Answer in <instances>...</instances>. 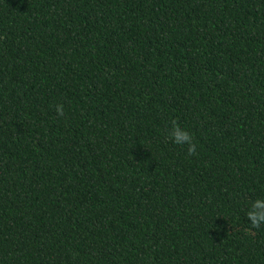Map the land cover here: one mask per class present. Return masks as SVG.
Returning a JSON list of instances; mask_svg holds the SVG:
<instances>
[{"label":"trees","instance_id":"obj_1","mask_svg":"<svg viewBox=\"0 0 264 264\" xmlns=\"http://www.w3.org/2000/svg\"><path fill=\"white\" fill-rule=\"evenodd\" d=\"M257 198L264 0H0V264H264Z\"/></svg>","mask_w":264,"mask_h":264},{"label":"clouds","instance_id":"obj_2","mask_svg":"<svg viewBox=\"0 0 264 264\" xmlns=\"http://www.w3.org/2000/svg\"><path fill=\"white\" fill-rule=\"evenodd\" d=\"M55 112L57 116L64 115V106L62 103L55 105ZM168 136L172 143L176 145H187L188 155L195 153L197 145L194 142L192 133L175 120L171 122ZM246 215L253 227H259L264 224V198H257L252 201Z\"/></svg>","mask_w":264,"mask_h":264}]
</instances>
